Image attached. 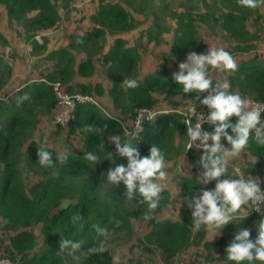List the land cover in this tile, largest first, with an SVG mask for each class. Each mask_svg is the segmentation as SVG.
I'll list each match as a JSON object with an SVG mask.
<instances>
[{"label":"trees","instance_id":"16d2710c","mask_svg":"<svg viewBox=\"0 0 264 264\" xmlns=\"http://www.w3.org/2000/svg\"><path fill=\"white\" fill-rule=\"evenodd\" d=\"M98 1L96 12L91 16L97 25L70 35L67 47L55 53L62 59L54 75L39 81H26L4 100H0V234L6 235L8 240L5 245L0 240V254L18 264H68L66 258L70 253L82 251L80 264H115L112 251L104 246L103 236H99L92 226H104L109 232L124 231L129 238L134 232L130 222L132 216L147 223L145 232L137 238L138 249L159 252L164 264H171L172 258L191 244L200 245L205 252L203 259L194 256V252L191 260H197L199 264H205L204 259L211 264H229L224 257L225 245L238 226L248 227L250 234L255 236V224L260 219L258 213H248L239 225L230 222L215 240L208 241L204 239L205 228L192 233L190 210L183 199L185 194L200 187L192 185L195 179L185 177L179 182L180 191L175 204L180 203L175 205L177 214L174 218L157 216V212L168 202L173 203L166 190L161 193L163 197L151 218L146 220L143 215L146 210L144 204L131 200L125 205L122 184L105 186L107 182L103 176L107 168L115 163L126 162L124 157L115 153L107 137L112 134L124 136L126 132L123 127L129 126L138 108L158 110L160 106L163 109L176 107L179 106L175 100L177 97L188 99L193 93L180 92L179 86L172 80L168 60H159V69L138 77L139 52L135 45H127L123 37L116 36L106 47L107 33L129 31L134 27L133 18L129 9L121 3L130 7L128 0ZM190 1L186 9L174 12L175 28L170 52L176 61L182 60L188 51L206 50L196 26L198 22L205 23L209 18L219 21L224 31L236 40L237 50L251 49L249 41L256 38L257 34L249 32L246 20L251 16H260L257 6L264 0H258L255 8L240 5L237 0H213L212 3L208 0ZM0 5L5 10L7 22L15 21L21 26L24 39L30 42L32 51L44 50L45 42L42 40L38 43L34 36L59 22L57 0H0ZM1 39L5 43L3 36ZM69 48L85 51L84 60L77 66L79 75H90L94 71L93 56L102 64L110 82L108 95L114 108L109 116L93 104L79 103L67 124L62 126L54 122V115L61 108L52 90L51 83L54 81L60 82L67 92L91 93L101 103L97 97L102 94L99 84L66 85L68 76L73 74L70 70L71 61L63 60ZM237 65L235 71L227 72L226 75L231 85L229 91L264 101V65L259 64L255 57L242 60ZM10 70L8 59L0 53V90L10 76ZM124 78L136 79L137 87L126 88L121 83ZM22 95L26 99L21 100ZM51 110L54 135H59L62 151L69 150L64 163L56 161L59 149L33 138L40 116ZM184 132L185 124L180 114L161 111L143 122L139 139L134 144L141 154H146L149 145L157 143L167 161L184 151ZM41 146H47L53 153L54 161L52 166L43 171L39 170L41 166L36 163L37 148ZM89 150L97 151L101 157L95 164L83 156ZM246 150L252 157L257 156L252 166L264 172V146L251 142ZM108 151L112 153L111 159L105 156ZM185 154L190 161L196 158L192 149H188ZM253 167L250 168L251 172ZM260 185L264 187V183L260 182ZM211 186L209 183L204 187ZM261 211L264 212V208ZM76 213L80 214L83 227L71 222L70 217ZM36 227L39 228L37 235ZM61 238L81 241L80 248L72 251L61 249ZM91 246L102 248L103 251H89Z\"/></svg>","mask_w":264,"mask_h":264},{"label":"clouds","instance_id":"9594fccd","mask_svg":"<svg viewBox=\"0 0 264 264\" xmlns=\"http://www.w3.org/2000/svg\"><path fill=\"white\" fill-rule=\"evenodd\" d=\"M258 0H237L248 8H255ZM238 65L229 51L222 47H207L205 51L191 50L177 62V68L171 73L172 80L179 86L182 94L193 93L188 98L184 119L185 152L189 148L199 150V171L192 185H201L183 197L190 210L191 231L193 234L206 228L212 235L230 222L239 225L250 209L261 212L264 208V187L259 180L248 173L239 172L235 176L229 172L228 162L242 155L251 142L264 146V102L243 97L239 92L229 91L231 85L226 79H216L209 74L210 69L233 72ZM121 83L126 88H136L138 81L124 78ZM203 93V95H201ZM26 99L25 96L20 97ZM206 109L198 112L197 106ZM155 114H151L152 118ZM235 119H232V118ZM207 124L209 127H202ZM90 130V129H89ZM142 125L137 123L124 136L112 134L107 139L114 146L118 156L124 157V163L109 166L103 178L111 187L123 185V196L146 206L143 213L147 220L151 218L161 200L165 185L161 183L166 176L165 153L157 143H151L146 154L134 144L139 139ZM223 138V139H222ZM226 142V143H225ZM69 150L60 151L56 161L64 163ZM37 160L43 168L53 165V153L47 146L37 148ZM87 161L95 164L101 157L97 151L83 153ZM109 159L112 153L105 155ZM257 156L252 158V165ZM212 182L211 187H204ZM66 205H62L65 207ZM245 211L241 214V209ZM73 224L83 227L79 213L70 217ZM119 223V221H116ZM99 236H106L109 229L95 224L92 226ZM256 234L252 236L248 227H237L224 247V257L229 264H264V215L255 224ZM210 238V239H211ZM81 241L61 238L59 246L69 251L80 248ZM89 251H103L96 246Z\"/></svg>","mask_w":264,"mask_h":264},{"label":"rangeland","instance_id":"374dc122","mask_svg":"<svg viewBox=\"0 0 264 264\" xmlns=\"http://www.w3.org/2000/svg\"><path fill=\"white\" fill-rule=\"evenodd\" d=\"M210 3L213 2V0H208ZM73 2V3H72ZM128 4L130 5L129 11L132 14L133 22L134 24H138L137 28H134L133 30L129 31L127 33V36H130L129 38H132L136 43L139 44L140 47H142V53L144 54H150L153 59V61L158 62L159 60H168L169 61V69L173 72L177 68V62L171 55L170 52V44L172 38V33L174 31L175 26V13L180 12L184 9H186L188 4H191L190 0H128ZM72 3L70 8H76L79 4L80 6H95L96 0H57V5L65 7L69 6ZM67 8V9H68ZM128 8V7H127ZM68 11V10H67ZM175 12V13H174ZM69 17H67V12L65 13V20H69ZM140 21V22H139ZM15 22V21H13ZM258 23H260V19L258 20ZM247 26H250V19L246 20ZM14 25V24H13ZM17 23L15 22L16 26ZM262 26V25H260ZM0 28L5 30V43L1 39L0 34V50L6 52L5 58L8 59V61L12 62L14 59H22L21 64L15 62L10 70V76L7 80L5 90L10 91L11 89L15 88L22 77L25 75L23 73L25 67L27 66L28 60L24 57L23 53L21 52V44L16 43V41H12V34H13V26L8 25L5 10L0 5ZM8 30H7V29ZM262 28H264L262 26ZM0 29V30H1ZM196 31L199 37L202 39L203 44L205 45L206 49L207 47H222L229 51L231 55L234 57L238 51L243 52V54L246 53V51L237 50L236 49V40L229 36L224 29L220 26L219 21L215 20L214 18H209V20L205 23L198 22L196 26ZM264 31V30H263ZM2 32V31H1ZM3 33V32H2ZM261 34L257 35L256 38H252L251 41H249V44H251V49L253 50L258 46V42L261 39L259 36H264ZM251 34H254L251 33ZM24 37V36H22ZM37 37L34 36V39ZM39 39V36L38 38ZM7 41V42H6ZM40 41V39L38 40ZM150 42V44H149ZM168 43V44H167ZM20 45V46H19ZM242 45V44H241ZM16 46H19L17 48ZM11 47L13 53L10 54V52L7 50V48ZM15 47V49H14ZM250 49V50H251ZM17 52H16V51ZM184 58V56H183ZM24 59V60H23ZM223 71H217L215 69H210L209 74L213 77V80L220 79L222 77ZM3 87V86H2ZM1 91V90H0ZM179 102V105H186L190 104L191 100L189 99H182L181 97H177L175 99ZM160 109H163L162 106L159 107ZM42 133V131H40ZM43 135V133H42ZM53 137L51 140H46L48 144H50L53 148H57L60 151L63 150V147L61 145V139ZM59 139V140H58ZM41 140V139H40ZM185 145V144H184ZM57 146V147H56ZM60 147V148H59ZM58 150V151H59ZM193 162V161H192ZM192 164V167H195V170H192L196 175V165L198 164L195 160ZM35 167V166H34ZM175 170V172L173 171ZM40 171H43L44 168L39 167ZM165 170L167 173L166 178L161 181L164 185L167 192H169L168 196L172 195L171 199L172 202H168L160 211H158L157 216H176L177 212L175 211L176 206L178 204H175L176 199L175 197H178V193L180 191L179 185L174 180H179L181 177L179 176L184 172L182 167V157L181 156H175L171 157L165 165ZM261 170H257L255 177L259 178L258 180L261 183H264V172H260ZM263 176H262V175ZM176 178V179H175ZM107 183L105 184V186ZM165 196V195H164ZM163 197V196H161ZM131 200L125 199L124 203L125 205L129 203ZM259 215L263 214L264 212L261 211L258 213ZM130 222L133 227V234L131 237H127L124 231H110L107 233L106 236H103L104 240V246L106 245L113 253L115 264H164L159 252L157 251H151V252H144L138 249L137 238L141 237L143 233L145 232L147 228L146 221L138 220L135 217L130 216ZM39 228H35L36 235ZM195 252L194 256L200 257L199 259H203L204 250L195 249V251L192 252V254ZM82 251L77 253H70L69 256L66 258L68 264H80L81 261V255ZM191 256L185 255L180 256V254L176 255L172 258L171 264H199L197 260H191ZM205 264H211V262H207L206 259Z\"/></svg>","mask_w":264,"mask_h":264},{"label":"crops","instance_id":"0c3cea01","mask_svg":"<svg viewBox=\"0 0 264 264\" xmlns=\"http://www.w3.org/2000/svg\"><path fill=\"white\" fill-rule=\"evenodd\" d=\"M70 1H74V0H69V2ZM96 2L97 3L95 6H89V7H88V5L79 7V4H77L78 6L76 8H70L69 9L68 7H71L73 2L69 6H66V8L62 7V6H58L57 8H58V11L60 14L59 22L54 27L42 29L40 31V34H39L40 41H38L39 39L36 38L38 43L41 42L42 40L45 42V49L44 50L42 49V50H38L35 52L32 51V47H31L30 42H28L27 40L24 39V37H22L23 32H22L21 26L19 24L14 26L15 22H8V25L13 26V28L15 27L13 29V34H12L13 37L11 40L13 42L16 41V43H19L22 45V46L19 45L21 47V52L23 53L26 60H28V62H27V66L25 67V69L23 71V73L25 75L22 77L19 84L15 88L11 89L10 91H7V90H5V86L7 83L6 82L3 85V87L1 88V91L3 93L7 92L8 94H11L15 89L21 87L26 81H39V80L47 78L48 75H54V71L58 68V64H60V61L62 59V57L59 59V56L55 53L58 50H60L61 48L67 47V44L70 40V35L72 33H75V32L76 33H82L86 30H89L91 27L97 25L95 23V21L92 20V17H91L96 12L99 1L96 0ZM121 3L124 6L128 7L125 3H123V2H121ZM128 9H129V7H128ZM66 12H67V17L70 16L69 20H68V18H67V20H65V18H64ZM257 12L259 13L260 16L259 17L251 16L249 18L250 19V26H247V24H246V27L250 33L254 32V34L259 35V34H261V32H263L262 35H264V31H263L264 28H262V26L264 27V3L263 2H259L258 6H257ZM259 19H260V23H258ZM132 20H134V19H132ZM133 24H134V22H133ZM260 25H262V26H260ZM137 27H138V24L136 23V24H134V27L132 29H130L129 31H131ZM129 31H125L122 33H117V34L107 33V40H106L105 46L106 47L109 46L116 36L123 37L126 40L127 45H135L137 47L138 52H139L138 70H137V76L138 77H141L144 74H146L147 72H150L152 70L159 69L160 68L159 67L160 61L155 62L152 59L154 57H152L149 53L148 54L142 53V50H143L142 47H140L139 44L136 43V41H134L132 38H129L130 36H127V33ZM0 34H1V36L4 37L5 30L1 29ZM260 37H261V39L259 40L258 46L256 48H254L253 50L251 49V50L246 51L245 54H243V52H240V51H238L236 53V55L233 58L237 64L242 60H248L251 57H255L256 61L259 64L264 65V36H259V38ZM149 44H150V42H149ZM169 44H170V42H169ZM19 46H16V47L19 48ZM10 48L11 47L7 48V50L10 52V54H12L13 51ZM14 49H15V47H14ZM0 53H3L4 56L6 54V52H4L2 50H0ZM85 55L86 54H85V51L83 49H80V48H76V49L69 48L68 49V53L65 54V57H63V60L71 61L70 70L73 71V74H71V76H68L67 80L65 81L66 85L75 86L76 83H83V84H88L90 86H94L95 84H99V86L102 90V94L97 95V97L101 101L102 106L108 112H112L114 108H113L111 98L108 95V88L110 86V82L106 78L104 71H103V66L100 63V61L97 60L96 56H93L94 57L93 58L94 71L90 75H79L77 73V66L80 63V61L84 60ZM17 61L19 64H21L22 59L19 58L18 60L14 59L12 62L9 61L11 68H12V66H14L13 64H15V62H17ZM61 65H62V63H61ZM169 72H170V74L172 73V71L170 69H169ZM226 75H227V72H224L220 79H226L227 80ZM63 78H64V76H63ZM234 91H237V88H234ZM52 113H53V111L51 110L50 113H47L46 115L40 116V121L38 123V126L34 130V133H33V138L35 140L41 139L42 141L45 142L47 139L51 140L53 137H56L55 138L56 140H57V138H60L59 135L58 136L54 135L53 126L51 124ZM40 131H42L43 135H42V133H40ZM176 142H177V138H176ZM183 149H184V151L181 154L177 155V156L182 157V167L184 170V172L179 175L181 178L179 180L178 179L174 180L175 182L178 183V185H179V182L185 177L193 178L196 180L197 179L196 176H197L198 171H199V165L197 164L196 165V175H195V173L192 171V170H195V167L194 166L192 167V164H191L195 160L198 161L199 151H194L196 158L192 162V161H190L188 156H186V154H185V145L183 146ZM252 158L253 157L250 154V152H248V150L244 149L242 155H238L228 162L227 166H228L229 172L232 173L233 176H235L239 172L244 173V174L248 173L249 175H251L253 173V175H251V176H255L258 168L252 166ZM251 167H253L252 172L250 171ZM173 171L175 172L174 169H173ZM257 179H259V178H257ZM210 184L212 185V182H210ZM171 197H172V195H170V198ZM175 198L177 199L178 197L176 196ZM243 211H245V209L242 208L241 214ZM170 217L174 218L176 216H170ZM211 235H212L211 231L205 228L204 239H206L208 241L215 240L219 234L214 235L212 238H211ZM0 240H2L4 245L7 244V242H8L7 236L6 235L3 236L2 233L0 234ZM200 248H201V250H203L202 247H200V245L191 244L189 247H187L186 249H184L181 252L180 256H185V255L191 256L192 252L195 251V249H200Z\"/></svg>","mask_w":264,"mask_h":264},{"label":"built area","instance_id":"2783aa9c","mask_svg":"<svg viewBox=\"0 0 264 264\" xmlns=\"http://www.w3.org/2000/svg\"><path fill=\"white\" fill-rule=\"evenodd\" d=\"M38 36H39L38 34L35 35V37H37V38H38ZM51 85H52V90H53L55 97L57 99V103L61 107L60 111H58L54 115V122H56L62 126L67 124V122L73 117V113H74V109H75L76 104H79V103H81V104H86V103L93 104V105L97 106L105 115H107V116L110 115V113L102 106V104L98 101V99L93 94L86 93V92H80V91L67 92L64 89L63 85L58 81L52 82ZM7 96H8V93H5L3 95V92L0 91V100H4ZM244 97H246L250 100H253V101H260V100H255L250 96H244ZM260 102H264V101H260ZM187 105H189V104L180 105V106L171 107V108H164V109L159 108L158 110H150L147 108H138L136 110L129 126L126 125L123 127V129L125 130V132H127L128 130L132 129L134 127V125H136L137 123H139L143 126V122L146 119H150L149 117L151 114H153V113L156 114V113L161 112V111L178 113L181 115V118L183 120ZM197 111L198 112H204V111H206V109L204 108V106L198 105ZM202 127H209V126L207 124H204V125H202ZM189 149H192L193 151H199V150H196L193 148H189ZM248 213H259V212H257L254 209H250ZM0 264H18V263L15 260L10 259L6 255L0 254Z\"/></svg>","mask_w":264,"mask_h":264}]
</instances>
